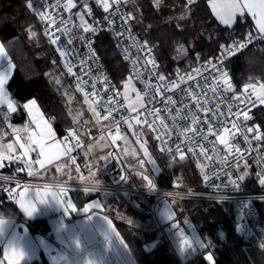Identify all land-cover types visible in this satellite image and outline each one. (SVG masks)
I'll list each match as a JSON object with an SVG mask.
<instances>
[{
  "label": "built area",
  "instance_id": "1",
  "mask_svg": "<svg viewBox=\"0 0 264 264\" xmlns=\"http://www.w3.org/2000/svg\"><path fill=\"white\" fill-rule=\"evenodd\" d=\"M85 2L91 9V15L86 14L88 9L83 7ZM91 2L94 3L97 11ZM107 2L109 4L108 11L104 10L102 3L98 5L96 0H84L78 10H75L74 7H67L69 0H37L36 5L37 18L44 28L45 35L58 57L60 65L70 75L75 90L89 106L92 114L103 123L99 134H102L109 146L107 159L103 163L106 180L100 181V186L95 185V180L92 179L42 180L38 178L39 168L35 164L36 152H31L30 161L22 157L9 160L7 159L9 156H19L15 154L3 155L4 159L0 160V168L14 167L16 172L0 171V197H3L5 201H15L20 187L24 184H45L81 190L89 188L92 189L89 191L91 193L117 194L130 206L140 211L150 212V214L152 212L156 218L160 235L153 240L145 241L143 246L147 250H152L167 243L175 251L182 264H187L198 256L202 248L197 242L191 241L192 248H187L182 241L187 236V230L181 225L166 229L164 223L158 219L154 212V205L159 201L172 202L185 198L227 202L242 213L244 234L249 235L251 240L264 247V185L259 183V178L264 176V151L261 148L260 140L255 138L257 133L259 134V128L254 113L258 106L264 105L260 103V100L264 99V89H262L264 81H248L238 85L230 77L227 67V62L232 57L247 48L259 45L264 39V35H261L257 28L249 27L244 35H235L226 42H222L216 54L201 59L188 68L175 70L170 76H165L160 71L161 63L156 52L157 42H143L140 39L132 25V12L126 10L119 0H107ZM81 15L84 17L83 22L80 20ZM105 17L108 19L105 20ZM125 19H127L126 23ZM74 25H79V28ZM84 27H88L89 32H84ZM93 28L96 29L94 34L91 31ZM101 31H104L114 43L119 56L126 65V80L121 85L115 82L97 54L94 40ZM46 33H51V35ZM249 33L254 37L251 43H248L247 39ZM55 36L61 37L58 45L51 43V39ZM69 40H72L71 44L67 43ZM234 42L244 43L246 47L240 48L239 51H236L234 47V54L226 56L221 63L218 59L223 51L221 45H234ZM58 46L60 51H57ZM61 51L65 53L64 56L60 54ZM213 64L228 73V81L232 84L231 89H227L223 84V79L219 78V73L213 71L211 67ZM69 67L73 69L72 73L68 72ZM160 76L164 77L163 81L159 79ZM129 78L134 81L143 95V101L136 108V112H132V108L128 105L122 92L124 82ZM165 87L168 89L166 92L164 91ZM186 93L191 94L186 95ZM161 94L164 97L171 96L176 104L166 106L161 101ZM152 95L156 96V100L150 103ZM181 97H184L182 102ZM185 105L191 109L193 116L201 122L200 124H192L191 116L188 120H181L177 116L181 109H183L181 115L187 114L188 109L184 107ZM115 109H119V111ZM156 109L160 110L159 118L148 115L149 112ZM166 109L171 110V116L167 114ZM245 112L249 117L247 121L244 120ZM121 117H125L127 123ZM172 117H176L175 126ZM136 119H140L141 124L137 125ZM205 119L212 123L211 133L208 132V124L204 123ZM233 123H237L240 130L248 137V141L244 140V135H240L232 129ZM83 127L88 133H91L86 125ZM143 127L148 129L159 150L165 147L162 141H167V146L173 149L176 144H181L183 141L181 149L185 154V159L191 163L200 179V188H185L179 181H175L179 185L162 186L158 184L144 167H139L138 161L145 162L142 157L138 158V161L135 162L137 164L134 166L137 171L148 175L156 188L150 191L147 183H143L134 176L133 167L127 165L118 140L116 139L113 143L112 137L118 138L123 129H126L133 139L142 140L146 135ZM248 127L254 128L255 131L248 133ZM193 128L206 134L208 139L203 140L196 137V144H191L187 137L193 136L191 131ZM225 128L229 129L228 133L224 132ZM117 129H119L118 132ZM70 132L75 133V136L66 140L65 138L69 137ZM234 133L235 135H233ZM169 134L171 135L170 140L168 139ZM158 135L161 137L160 140L156 139ZM221 136L226 138L227 146L220 143L218 138ZM77 138L81 145L78 148L76 147ZM59 139L65 146L73 149L69 155L74 157L78 156L86 144L81 133L74 126L68 127L59 135ZM189 147L194 148L195 158L188 152ZM201 148L206 150L208 157L213 158L211 161L201 155ZM237 149L243 155L240 168L225 166L221 162L225 159L229 165L236 162ZM110 153L111 155H109ZM160 153L168 161L178 160L179 154L175 151L172 155L177 156L176 160H173L172 155L167 152L160 150ZM87 162L90 166L93 165L92 158L87 157ZM245 163L248 165L247 168L244 167ZM77 165L79 166L77 163L74 164L75 169ZM29 167L33 171L31 176L28 175ZM243 172H247L248 175L243 181H238L240 187L237 188L230 181L236 179ZM226 173H231V176ZM121 175L128 176V180L116 183L115 181H118ZM204 175L209 176V181L203 180ZM97 187L100 190H96Z\"/></svg>",
  "mask_w": 264,
  "mask_h": 264
},
{
  "label": "trees",
  "instance_id": "2",
  "mask_svg": "<svg viewBox=\"0 0 264 264\" xmlns=\"http://www.w3.org/2000/svg\"><path fill=\"white\" fill-rule=\"evenodd\" d=\"M83 1L71 0L75 10L80 8ZM29 4L32 7H29ZM91 4L97 11L94 3ZM121 4L132 12V25L140 39L143 42H157L156 52L161 63L160 71L165 76L216 54L222 42L235 35H244L250 27L247 15L238 16L231 26L222 24L215 17L208 0H195L191 5L188 0H160L159 4L156 0H127ZM36 5L37 0H0V40L15 66L7 89L17 105V111L9 118L14 123L21 122L25 117L23 102L34 98L60 135L68 127H75V123L71 113L52 88L48 71L54 64L59 65L60 61L37 18ZM33 32L35 36L32 35ZM94 45L115 82L121 85L126 80L127 68L114 43L104 31H101L96 35ZM227 67L230 77L238 85L248 81H264V39L256 47L247 48L232 57L227 62ZM77 95L82 100L78 93ZM254 113L261 137L260 145L264 151V105L258 106ZM97 124L93 128L89 127L92 133L97 134L103 126L100 121ZM0 132L7 134L11 132L7 119L1 115ZM156 159L162 166L154 176L158 184L172 186L175 181H179L185 188L201 187L200 179L187 159L171 163L160 152ZM133 161L136 162V159ZM144 163H147L146 159ZM166 169L168 173L164 176ZM1 171L13 173L16 172V168H1ZM100 171L104 175L103 180H106L105 171ZM103 195H107L109 201L116 206V210L109 213L121 243L128 256L133 259L130 264H182L167 243L152 250H147L143 246L145 241L153 240L160 235L159 226L158 224L150 227L137 226L132 219L146 221L151 216L150 212L130 206L121 196L113 193L94 192L89 197ZM171 204L175 211L173 221L179 224L184 217H188L206 244L200 254L187 264H208L204 258L206 252L214 256L213 264H252L244 248L252 242L251 238L247 240L237 230L235 209L231 204L196 198L173 200ZM116 211L121 215L114 214ZM0 215L23 219L32 232H40L54 238L45 217L37 219L22 217L15 201H5L0 197ZM108 250L106 247L104 251ZM64 256L68 259L60 260V264L82 262L79 251H72L66 245L58 244L55 251L41 253L40 259H34L27 264H57ZM124 258H126L124 254L115 253V257L110 254L102 258L100 264L123 262L128 264Z\"/></svg>",
  "mask_w": 264,
  "mask_h": 264
},
{
  "label": "crops",
  "instance_id": "3",
  "mask_svg": "<svg viewBox=\"0 0 264 264\" xmlns=\"http://www.w3.org/2000/svg\"><path fill=\"white\" fill-rule=\"evenodd\" d=\"M122 1V0H120ZM243 2V0H241ZM208 3L213 11L214 5L220 7L225 0H208ZM215 17L219 22L221 20L217 17L216 13L213 11ZM244 15H247L250 21V27H255L258 29L256 19H254L250 14L245 12ZM240 16L237 14L236 19L233 21V25L237 17ZM222 23V22H221ZM223 24V23H222ZM226 25V24H224ZM249 28V27H248ZM247 28V29H248ZM0 47H2L3 51L0 52V72L7 73L6 82L4 85V92L6 95L0 99V115L4 116L7 119V125L9 126L11 132L10 133H2L0 132V153L5 156H9L11 154H15L19 157L28 160L29 157L31 158V152L29 156H22L23 149L20 148V143H24L28 145L30 143L29 137L32 133H36L39 135L40 128L37 127L38 124L43 126V122H47L48 125L51 126V130L53 133V140L47 141V143H55L60 142L61 148L67 149L68 147L65 146L59 139V135L57 134L55 128L53 127L50 118L43 112L40 105L34 98H29L23 102V109L25 112V117L21 122L14 123L11 121L10 115L17 111V105L9 90L7 89V83L13 75L14 72V63L11 60L10 54L5 48L4 44L0 40ZM35 101V105L31 106L30 108H25L24 105L29 104L30 102ZM11 103L12 107L15 111H12L8 104ZM7 134V135H6ZM19 137V140H17ZM92 142V141H89ZM89 142L85 144L82 150L79 152L78 156L75 157V161L73 162L72 157L69 153L66 156H62L59 160L54 161L51 165H46L45 169H40L39 164L36 161L39 159L38 155L35 159V164L39 168L38 178L42 180H57V179H83L86 180H96L99 179L103 181L102 171L103 163L105 158L100 153L99 150H96V147L93 145L88 146ZM11 144L13 149H9L8 145ZM92 144V143H90ZM87 148V149H86ZM87 157L93 159V165L90 166L87 162ZM142 157V156H141ZM143 158V157H142ZM145 160V159H144ZM138 161V159H136ZM77 163L80 166V171L77 172L74 168V164ZM62 166L63 171L57 172L56 167ZM102 167V168H101ZM89 169L91 172L95 173V176L90 174ZM1 171V168H0ZM49 186L50 191H55L59 194L60 187ZM25 188L29 189L28 196L26 200H30L35 197L37 189L41 192H45V184H24L20 187L19 192L23 191ZM91 192H85L81 189L69 188L66 195H61V198L64 200V207L67 206L68 199L71 198L73 205L76 207V211L73 212L69 209L67 214H64L63 207H56L49 209L44 205H40L37 203V208L39 211L33 214V216L29 217L23 209L20 207L18 203L20 197L19 194L15 200V204L17 207L18 212L22 217L37 219L45 217L47 219V224L49 226L50 232L53 234L54 238L42 234L40 232H32L29 226L23 219H16L14 216L10 215H0V221H3L0 224L6 232L14 233L18 239L19 244L23 245L24 248L30 253V258L23 260L20 264H27L34 259H40L41 253L47 254L52 251H55L58 247V244L66 245L72 251H79L80 257L83 260L85 257H88L89 254H94L93 257L97 260L100 259V253L103 252V259L106 255L112 254L115 257V253L120 255L124 254L126 256L125 263L128 262L130 264L132 262V257L128 256V252L125 250L123 244L121 243L119 235L116 233L115 224L110 216V210L115 211L116 206L109 201V198L106 196H93L89 197ZM51 199L50 196L47 197ZM99 202L101 207L94 208L89 207L94 202ZM171 205V204H170ZM170 207L167 203L163 204V207ZM85 207H89L88 212H84L83 209ZM172 209L171 218L175 216L174 208ZM166 211H163L165 215ZM121 214V213H120ZM91 216V219H89ZM107 216L109 220H111V224H108L107 221L103 219V217ZM166 217H164V221H167ZM243 220V218H242ZM132 221L137 226H144L142 221L138 219H132ZM161 221V220H160ZM162 222V221H161ZM162 222V223H163ZM158 224V223H156ZM178 224V223H177ZM184 227L187 230V236H189L191 242H196L201 246L204 242L199 235L195 225L190 221L188 217H184L182 221L178 224ZM151 226L150 224L148 225ZM105 234H107L108 239H105ZM79 239L80 247H75V240ZM196 239V240H195ZM189 240V239H188ZM43 241V243H41ZM111 241V243H109ZM202 244H200V242ZM254 241V240H251ZM255 242V241H254ZM102 244V245H100ZM205 245V244H204ZM108 247L107 252H105V248ZM206 246L201 247L204 249ZM245 252L248 255L249 259L251 260L252 264H264V255H258L256 258L250 255V252L247 249V245L244 247ZM7 250L8 255L5 256V251ZM102 250V251H101ZM251 251V250H250ZM123 252V253H122ZM208 255H212L210 252L204 253V258L208 264L214 263V256L212 261H208L206 257ZM14 257L12 255V251L8 248L7 244L2 242V238H0V264H10V261L13 260ZM112 264V263H111ZM124 264V262H123Z\"/></svg>",
  "mask_w": 264,
  "mask_h": 264
},
{
  "label": "snow or ice",
  "instance_id": "4",
  "mask_svg": "<svg viewBox=\"0 0 264 264\" xmlns=\"http://www.w3.org/2000/svg\"><path fill=\"white\" fill-rule=\"evenodd\" d=\"M97 4H103V8L105 11H108L109 9V4L107 2V0H96ZM157 4L160 3V0H156ZM189 5L194 4L195 0H188ZM75 5L72 4L71 0H69V3L67 5V7H74ZM29 7H32L31 4H29ZM83 7L85 9H88V12L86 13L87 15H91V9L89 8V5L87 2L83 3ZM213 11L216 13L217 17L221 20V22L223 24L226 25H230L233 23V21L236 19L237 14H239L240 16H243L245 14V12H247L248 14H250L254 19H256V23L258 26V31L261 35H264V0H243V2H241V0H225V3H223L220 7H217L214 5L213 7ZM114 14V13H111ZM108 18L105 17V20H107ZM80 20L83 22L84 21V17L83 15L80 16ZM124 22H127V19L124 20ZM74 27L79 28V25H74ZM89 28L88 27H84L83 31L84 32H89ZM57 31H59V29H57ZM91 31L93 32V34L95 33L96 29L93 28L91 29ZM48 35H51V33H46ZM33 36H35L36 34L33 32L32 33ZM61 39L60 36H55L54 38L51 39V43L54 45H58V41ZM81 39H84V37H81ZM248 43L252 42V39H254V37L252 36L251 33L248 34ZM67 43L71 44L72 40H69ZM235 47L236 51H239L240 48L246 47V44L244 43H236L234 42V45H221V49L223 50L221 53V56L218 58L220 60V62L222 63L223 60L226 58V56H231L233 55V48ZM3 49L2 47H0V52H2ZM57 51H60L59 46L57 47ZM60 54L62 56L65 55L64 52H60ZM55 63V62H54ZM153 67H155V64H153ZM212 69L214 72H218L219 73V78L223 79V84L226 85L227 89H231L232 88V84L229 83L228 81V73L224 72L220 69L217 68V66L215 64H213ZM68 72L72 73L73 69L71 67L68 68ZM6 77H7V73L4 72H0V99H2L6 93L4 92V85L6 82ZM159 79L161 81L164 80L163 76H160ZM59 82V81H58ZM94 87V85H93ZM262 89H264V86H262ZM164 91H168V89L165 87ZM191 93H186V95H190ZM184 97H181V102L183 101ZM156 100V96L152 95L150 97L149 102L151 103V101ZM161 101H163V103L167 106V105H175L176 101L172 99L171 96H167L164 97L161 94ZM161 101H157L158 103ZM139 102V96L137 98V103ZM109 103H111V101H109ZM260 103L264 104V99L260 100ZM35 105V101L30 102L29 104L24 105L25 108H30L31 106ZM8 107L12 110L15 111V109L12 107V104L9 103ZM185 108L188 109L187 114L181 115V112H183V109H181L180 111H178L177 116H179V118L181 120H188L189 117L191 116V122L192 124H200L201 122L199 120H197L193 114L190 108H188L187 105L184 106ZM116 111H119V109H115ZM137 109L136 107H132V112H136ZM145 111L147 112V109H145ZM167 114L169 116H171V110L170 109H166ZM111 115V113H109ZM148 115L154 116L159 118L160 115V110L156 109L152 112H149ZM213 116H215V113H213ZM121 119H123L125 121V123H127V119L125 117H121ZM173 122H174V126H175V120L176 117H172ZM249 119L247 113H244V120L247 121ZM135 123L137 125L141 124V120L140 119H136ZM161 123L163 124V121H161ZM204 123L208 124V132L211 133L212 132V123L209 122L207 119H205ZM131 127V125H129ZM37 127L40 128V133L39 135H37L36 133H32L29 137L30 143L28 145H25L24 143H20V148L23 149V153L22 156H29L30 152H36L39 159L36 161V163L39 164L40 169H45L46 165H51L53 164L54 161L59 160L62 156H66L68 155V153L70 151H72V148H61L60 142H55V143H47V141L53 140V133L51 130V126L47 124V122H43V126H41L40 124L37 125ZM149 127L151 128V125H149ZM232 129L236 130V133H239L240 135H244V133L240 130V128L238 127L237 123H233L232 124ZM154 130V129H153ZM119 131V129H117V132ZM191 131L193 132V136H189L187 137L188 141L195 145L196 144V137H200L203 140H207L208 136L206 134H203L200 131H196L195 128L191 129ZM255 131L254 128L252 127H248L247 128V132L248 133H253ZM225 133L229 132V129L225 128L224 129ZM235 135V133L233 134ZM75 136V133H71L69 134V137H66L65 139H71ZM257 140H259L261 137L260 135L257 133L256 137ZM117 139V137L113 136L112 140L113 143L115 142V140ZM156 139L160 140L161 137L158 135L156 137ZM168 139H171V135L169 134ZM220 140L221 144H225L227 146V140L224 136H221L218 138ZM17 140H19V137H17ZM244 140L248 141V137L246 135H244ZM162 143L165 144V147H162L160 150L163 152H167L169 155H172L173 152L175 151V153L179 154V159L180 160H184L185 154L181 149V144L183 143V141H181V144H176L175 148L173 149L172 147H168L167 146V141H162ZM34 145V147H33ZM80 143L78 141L77 138V144L76 147H80ZM141 148L144 149V155L146 157H148V161L149 163H151L153 166H155V160L152 159V157L149 155L147 148L144 147L143 144L140 145ZM9 149H13V146L11 144L8 145ZM125 152H127V150L125 149ZM188 152L192 154V156L195 158L196 157V152L194 150L193 147H189L188 148ZM111 155V153L109 154ZM133 156H135V153H132ZM201 155L205 156L206 159L208 160H212V157H208L206 154V150L201 148ZM236 155H237V160L233 165H229L227 159L221 161L222 163L225 164V166H231V167H235L236 169L240 168V161L243 160V155L240 153V150L237 149L236 150ZM20 157H7V159L12 160V159H19ZM4 159L3 155L0 154V160ZM172 159L176 160L177 156L176 155H172ZM73 162L75 161V157H72ZM29 161H30V157H29ZM140 168H143L144 166V161L140 160L137 162ZM199 166V165H198ZM133 167V170L135 171L136 175H140L142 176V179L147 181V186L149 188V190H153L156 188V185L153 183V180L149 178L148 175H144L143 173L136 171V167L135 166H131ZM244 167L247 168L248 165L247 163L244 164ZM155 170V168L153 169ZM56 171L57 172H62L63 168L62 166H57L56 167ZM76 171L79 172V166H76ZM90 174L92 176H95L94 172H91V169H89ZM227 175L231 176V173H226ZM28 175H33V171L31 170V168L29 167V171H28ZM248 175L247 172H243V174L239 175L236 179L231 180L230 183L232 185H234L235 187L239 188L240 185L238 183V181H243L245 179V177ZM69 179H71V177L69 176ZM81 179H83V177H81ZM209 176L208 175H204L203 180L205 182L209 181ZM128 180V176L126 175H121L119 177L118 181H115L116 183H119L121 181H127ZM95 185L100 186L101 182L99 179H96L94 181ZM259 183L261 185H264V176H261L259 178ZM218 187V186H216ZM92 189L89 188H85L84 191L85 192H89ZM96 190H100L99 187H97ZM68 189L61 187L59 189V194L55 191H50L49 190V186L45 185V192L41 193L38 189L36 191V195L34 198L30 199V200H26V197L28 196L29 193V189L25 188L23 191L19 192V201L18 203L20 204V207L23 209V211L29 216H33L34 213H36L37 211H39V209L37 208V203H39L40 205H44L45 207L51 209L54 206L56 207H63V211L64 214H67L69 212V209H71V211L75 212L77 209L76 207L73 205L71 198L68 199L67 202V206L64 207V200L61 198V195H66L67 194ZM50 196L51 199H48L47 197ZM89 207H94V208H100L101 205L100 203L94 202L92 205H90ZM89 207H85L83 209L84 212H88ZM165 217L167 219H171V214L170 212L165 213ZM89 219H91V216H89ZM103 219L105 221L108 222V224H111V220L108 219L107 216L103 217ZM3 221H0V224H2ZM0 238H2V242L6 243L8 248L11 249L12 251V255L14 257L13 260L10 261V264H20L21 261L29 259L30 258V253L24 248L23 245L19 244L18 239L16 237V235L14 233H9L6 232L2 227H0ZM105 239H108L107 234H105ZM41 243H43V241H41ZM109 243H111V241H109ZM184 245L187 246V248L191 249L192 248V244L191 242L185 238L183 241ZM75 247L79 248L80 247V241L77 238L75 240ZM201 247H203V245H201ZM8 255L7 250L5 251V256ZM82 255V261H83V254ZM93 255L94 254H89L88 259L86 261V264H94L93 261ZM103 258V252L100 253V259ZM68 257L64 256L61 257L58 261L57 264H60V260L63 261H67ZM206 259L208 261H212L213 260V256L212 255H208L206 257ZM73 264H76V261H73ZM95 264H100V260H96Z\"/></svg>",
  "mask_w": 264,
  "mask_h": 264
},
{
  "label": "rangeland",
  "instance_id": "5",
  "mask_svg": "<svg viewBox=\"0 0 264 264\" xmlns=\"http://www.w3.org/2000/svg\"><path fill=\"white\" fill-rule=\"evenodd\" d=\"M126 1L127 0H122L120 2L124 4ZM48 75L54 92L59 96L62 103L65 104V106L71 113L75 123V127L79 130L83 139L86 141V143L92 141L89 142L88 146L93 145L94 147H96V150H99L106 160L108 156L109 146L106 140L104 139V137L102 136V134H99L100 131H98L97 134L92 132L88 133L86 129L83 127V125H86L87 128L89 127L93 128L94 126L98 125L97 123L99 121L94 116V114H92L89 106L86 105V103L82 101L80 98H78L77 91L75 90L74 85L72 84L70 75L64 71L63 67L60 64L59 65L54 64L53 67L48 71ZM122 92L130 108H132L133 106L137 108L140 105V103H142L143 101L142 93L140 92L134 81L130 78L129 80L124 82V87H122ZM138 96H139V102L137 103ZM143 130L146 132V135L145 137L142 138V140L133 139L126 129H123L122 133L118 136L117 140H118V144L121 147V152L124 158L126 159L127 165L129 166L136 165L137 163H135V161L133 160L137 159L138 156L141 154V156L147 160V163H144L143 167L149 174H151L154 177L156 176L157 172L161 170L162 167L160 166L161 164L156 159V156L158 155L160 150L158 145L152 138L151 134L148 132V129L143 127ZM141 144H143L144 147L147 148L149 155L152 157L153 160H155L156 162L155 166L149 163L148 157L144 155V149L141 148L140 146ZM125 149L127 150V152H125ZM132 153H135L136 155L133 156ZM178 160H180L179 155H178ZM177 161H169V162L176 163ZM154 168L155 170H153ZM167 173H168L167 169L164 170V176ZM133 174L143 183H147V181L142 179V176L136 175L135 171ZM165 203H167L170 207L172 206L170 201H159L154 205V212L158 216V219L161 220L162 222L164 221V217H165L163 211H166V213L170 212V214L172 215V209L170 207L168 206L163 207V204ZM109 211L112 210L109 209ZM114 214L121 215L119 211H116ZM234 218L236 220L237 230L241 234H243L247 240H249L250 239L249 235H245L243 232L244 222L242 220L243 218L242 213L240 211L235 210ZM142 223L144 224V226H148L149 224L151 226H155L157 220L154 217L153 213L151 212V216H149L146 219V221H143ZM163 223L166 229H169L177 225V222L173 221V217ZM185 238L190 239L189 236H185L182 241H184ZM200 244L202 243L200 242ZM204 244L205 242L202 244L203 247L206 246V244L205 245ZM247 249L252 257L256 258L258 255H264V247L256 241L255 242L252 241L251 243L247 244Z\"/></svg>",
  "mask_w": 264,
  "mask_h": 264
},
{
  "label": "clouds",
  "instance_id": "6",
  "mask_svg": "<svg viewBox=\"0 0 264 264\" xmlns=\"http://www.w3.org/2000/svg\"><path fill=\"white\" fill-rule=\"evenodd\" d=\"M87 259H88V257H85V259L81 262V264H86ZM96 260L97 259L93 257L94 264H95Z\"/></svg>",
  "mask_w": 264,
  "mask_h": 264
},
{
  "label": "water",
  "instance_id": "7",
  "mask_svg": "<svg viewBox=\"0 0 264 264\" xmlns=\"http://www.w3.org/2000/svg\"><path fill=\"white\" fill-rule=\"evenodd\" d=\"M174 185H179V183H174Z\"/></svg>",
  "mask_w": 264,
  "mask_h": 264
}]
</instances>
